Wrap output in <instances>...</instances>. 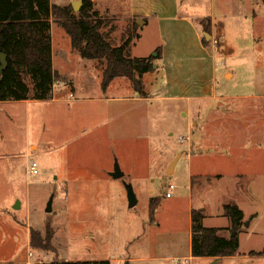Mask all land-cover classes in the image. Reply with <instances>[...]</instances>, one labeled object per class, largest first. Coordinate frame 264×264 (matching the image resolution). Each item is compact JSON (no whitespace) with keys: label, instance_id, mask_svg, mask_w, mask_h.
I'll return each instance as SVG.
<instances>
[{"label":"rangeland","instance_id":"rangeland-1","mask_svg":"<svg viewBox=\"0 0 264 264\" xmlns=\"http://www.w3.org/2000/svg\"><path fill=\"white\" fill-rule=\"evenodd\" d=\"M93 2L113 45L137 31L132 56H156L161 47L169 57L143 76L145 95L126 77L107 93L106 64L83 58L52 19L58 99L0 101V264H208L192 256V211L230 238L236 231L224 213L229 203L245 218L238 254L218 264H264V0H147L186 16L167 28L157 18L137 25L132 0ZM200 23L210 35L201 42L213 62L214 88L197 100H173L183 90L168 92L167 67L186 82L207 67L197 58L204 56L193 30ZM31 162L39 174H29ZM116 163L122 177L112 175ZM152 198H160L153 218ZM47 221L51 247L34 248L31 231L44 239Z\"/></svg>","mask_w":264,"mask_h":264},{"label":"trees","instance_id":"trees-1","mask_svg":"<svg viewBox=\"0 0 264 264\" xmlns=\"http://www.w3.org/2000/svg\"><path fill=\"white\" fill-rule=\"evenodd\" d=\"M83 6L76 13L72 5L58 6L52 0H0V55L6 56V67L0 57V101L50 100L54 97V85L61 75L54 69L52 19L70 36L72 47L85 59L102 60V89L108 90L112 81L119 77L130 79L136 91L145 95L143 76L154 71L155 61L162 58V48L156 49V56L133 57L130 53L134 40L140 38L137 31L123 39L120 45H113L102 30L105 22L94 10L93 0H83ZM137 24V22H136ZM138 25V24H137ZM137 26H135L136 30ZM206 40V38L204 37ZM30 76L31 87L25 79ZM160 198L150 201V215L153 218ZM224 213L232 223L236 235L226 238L219 227H206L201 210L192 211V256L229 257L238 254V230L244 222L243 210L234 203L224 206ZM46 237L42 239L37 231H31V245L34 248L51 247L53 232L47 221ZM15 264V263H5ZM49 264H111L109 260L67 262L54 261ZM126 264H129L127 262Z\"/></svg>","mask_w":264,"mask_h":264},{"label":"crops","instance_id":"crops-1","mask_svg":"<svg viewBox=\"0 0 264 264\" xmlns=\"http://www.w3.org/2000/svg\"><path fill=\"white\" fill-rule=\"evenodd\" d=\"M133 4L131 7L132 10V17L133 18H141L144 23V27L150 24V19L151 18H157L159 23L162 24V26H165V28H167L169 23L171 22H177L180 20H184L186 19L183 14H180L179 12H175L174 14H171L170 12H168V9H165V6H156L153 3H148L147 0H132ZM186 21V20H184ZM53 25V24H52ZM204 27L203 24L200 23V25H193V30L195 32V36L201 46L202 49V55L203 57H197L200 60L202 59L203 62L207 61V67L205 69H200L199 72L197 73V79L193 80L192 82H186V81H182L178 79V76L176 74H173L172 71L168 72V68L166 69V77L169 79L168 82H166L165 85H167L168 88V92H182L183 93H175L173 94V97L171 99L173 100H197L195 98H197L199 95L196 94H200V93H205V92H209L211 90H213L214 85L212 83V80L214 79V72L212 70V60H207L208 56V49L207 47L202 45L201 39H202V34H204V36L206 37V34L204 32V30L202 29ZM140 34V33H139ZM209 39V38H208ZM206 39V40H208ZM207 56V57H206ZM134 57V56H133ZM168 50L167 49H163L162 50V58L161 60L163 61H167L168 59ZM194 59L197 60V58L193 57ZM188 59H190V56L188 57ZM209 59V58H208ZM54 64V63H53ZM165 66H163L164 69ZM171 69V68H170ZM172 70V69H171ZM152 73V72H150ZM206 73V75L204 74ZM149 74V73H147ZM177 78H176V76ZM117 79V78H116ZM114 79V80H116ZM114 80L112 81V83L114 82ZM108 87V90L106 91L107 93L109 92L111 85ZM57 88V85H54V97L52 98L53 100L56 98L55 97V90ZM60 88V87H59ZM63 88V87H62ZM58 93V92H57ZM58 99V97L56 98ZM25 101H29V100H25ZM190 159H192V154L189 155ZM192 162V160H190ZM190 178L192 179V172H190ZM172 197V196H171ZM192 236V235H191ZM191 252H192V248H191ZM236 256V255H235ZM229 257H234V256H229ZM225 258V257H223ZM222 258V259H223ZM199 259H207L209 262L212 261L214 258L211 257H202ZM124 261H126L125 259H122L120 261V264H123Z\"/></svg>","mask_w":264,"mask_h":264},{"label":"water","instance_id":"water-1","mask_svg":"<svg viewBox=\"0 0 264 264\" xmlns=\"http://www.w3.org/2000/svg\"><path fill=\"white\" fill-rule=\"evenodd\" d=\"M83 0H78V1H73L72 2V7L74 9L75 12L77 11H80V9L82 8L83 6ZM137 24L138 25H143L144 21L141 19V18H138L137 19ZM209 34H206V39L209 38ZM1 57V60H2V63H3V66H2V69H4L6 67V56L5 54H1L0 55ZM154 67H156V64H154ZM178 159L176 161H174L171 166H170V169H169V173H173L174 170H175V165L177 163ZM114 177L118 178V177H122L124 175V173L122 172L120 166L118 163H116L115 165V170H114V173L112 174ZM127 188H128V197H129V201H130V207H134L137 203H138V200L136 198V194L134 192V188L131 184H127ZM21 205V204H20ZM53 211V199L50 200L49 204H48V207H47V212L48 213H51ZM236 235V233L234 234V236ZM222 261V258L221 257H218V258H214L210 263L208 264H218Z\"/></svg>","mask_w":264,"mask_h":264},{"label":"built area","instance_id":"built-area-1","mask_svg":"<svg viewBox=\"0 0 264 264\" xmlns=\"http://www.w3.org/2000/svg\"><path fill=\"white\" fill-rule=\"evenodd\" d=\"M219 43H220V39H218V38H214L213 39V45H214V47H217L219 45ZM28 171H29V174L30 175H37V174H39L38 164L36 162H31L29 164ZM174 187L175 186L172 184V185H170L169 188H171L170 190H172V189H174ZM166 195H167V197H171L172 196V193L169 191V192H167ZM185 262L186 263L190 262V258H186L185 259Z\"/></svg>","mask_w":264,"mask_h":264}]
</instances>
